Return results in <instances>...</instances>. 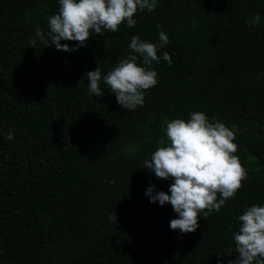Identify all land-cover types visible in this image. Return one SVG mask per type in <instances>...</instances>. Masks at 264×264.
<instances>
[{
    "label": "trees",
    "instance_id": "1",
    "mask_svg": "<svg viewBox=\"0 0 264 264\" xmlns=\"http://www.w3.org/2000/svg\"><path fill=\"white\" fill-rule=\"evenodd\" d=\"M58 9V0H0V264L234 261L238 216L264 206V61L245 54L249 44L264 51V0H157L133 28L92 33L76 51L31 45ZM255 13L261 22L250 27ZM160 30L169 43L143 107L122 109L103 80L104 95L89 94L87 72L106 75L133 54L132 36L158 44ZM195 111L234 130L248 179L219 212L201 214L195 232L180 234L169 226L171 204L145 195L151 185L168 192L171 181L143 162L166 144L168 121ZM9 130L14 139L4 138Z\"/></svg>",
    "mask_w": 264,
    "mask_h": 264
},
{
    "label": "clouds",
    "instance_id": "2",
    "mask_svg": "<svg viewBox=\"0 0 264 264\" xmlns=\"http://www.w3.org/2000/svg\"><path fill=\"white\" fill-rule=\"evenodd\" d=\"M58 3V13L48 17L49 31L45 33L37 26L29 39L31 45H36L37 40L44 44L51 41L57 50L76 51L86 46L92 33L101 36L105 31L114 33L122 23L131 29L137 23L133 17L138 11L152 12L157 7V0H58ZM260 22L259 13L245 21L250 27ZM156 28L161 29V25L156 24ZM61 41L76 44L69 48ZM168 43L163 30L159 31L158 44L141 40L138 35L132 36L128 47L133 54L118 60L106 75L102 76L98 67L85 74L89 94L103 96L100 87L103 80L122 109L143 107L146 90L158 83L153 62L160 63L158 52ZM162 55L171 66L168 53ZM164 133L166 144L158 146L150 159L144 160L143 168L154 173L157 179L171 183L168 192L153 194L155 185H151L145 195L151 203L171 204L177 218L170 221V229L180 234L193 233L199 227L201 214L207 219L213 211L219 212L227 200L235 198L242 182L248 179V170L235 154L238 145L233 142L234 130L216 117L210 120L203 112H190L187 120L168 121ZM4 138L14 139L13 131L9 130ZM105 182L115 184V181ZM109 219L116 223L115 212L109 213ZM238 221L239 229L233 234L238 255L229 264H264V206L252 204L245 208Z\"/></svg>",
    "mask_w": 264,
    "mask_h": 264
},
{
    "label": "rangeland",
    "instance_id": "3",
    "mask_svg": "<svg viewBox=\"0 0 264 264\" xmlns=\"http://www.w3.org/2000/svg\"><path fill=\"white\" fill-rule=\"evenodd\" d=\"M230 47H232V45ZM252 48L254 49V51L251 50ZM233 51L237 52V50L236 49L234 50V48H233ZM249 51H250V53H245V54H247V57L246 58L248 60L256 59L259 62L264 61V51L259 50L258 47L254 46L252 44H249ZM237 58H243V57L237 56Z\"/></svg>",
    "mask_w": 264,
    "mask_h": 264
}]
</instances>
